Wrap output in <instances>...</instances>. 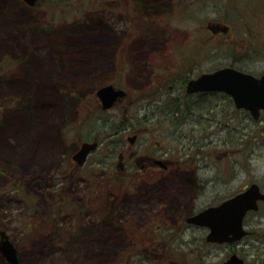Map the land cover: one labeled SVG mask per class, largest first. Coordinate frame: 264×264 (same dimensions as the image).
I'll return each instance as SVG.
<instances>
[{
  "label": "rangeland",
  "instance_id": "374dc122",
  "mask_svg": "<svg viewBox=\"0 0 264 264\" xmlns=\"http://www.w3.org/2000/svg\"><path fill=\"white\" fill-rule=\"evenodd\" d=\"M41 1L27 10L19 0H0V195L5 193L0 196V232L6 230L17 253V264H222L232 253L243 257L240 245L208 244L204 231L184 224L193 209L210 201L181 200L173 207L170 195V200L159 201L151 213L134 211L129 217L135 223L146 219V215L155 218L157 214V221H150L156 231L128 229L122 238L131 241V245L94 248L77 247L76 235L79 239L83 237L91 208L96 212L112 208L121 187L106 186L85 218L87 207L74 214L78 200L70 197L67 213L59 217V212H53L52 219L56 220L52 225L47 221L42 196L50 177L60 174L62 163L69 162L80 145L94 143V138L102 145L108 144L110 136L105 130L124 124L125 113H139L141 104L149 98L145 91L150 83L165 79V67L170 70L169 66L174 64L177 49L183 54L192 48L197 40L190 41L191 34L200 32L204 19H227L226 24L233 32L231 37L237 38L236 42L227 38L228 43L211 45L208 49L211 56L218 52L227 57L228 63L238 60L236 64L250 73L264 72V1L230 3L232 8H201L203 5L180 12L179 19L166 1L162 7L155 4L156 0H142L136 6H132L133 0ZM12 2L18 8L10 14L7 8ZM128 19L136 21L132 20L131 25ZM12 30L19 39L11 37ZM251 43L257 45L256 49ZM63 44L67 46V51L64 50L67 59L74 56L72 64L66 62L65 56H62L65 64L54 58L55 51L63 50ZM6 51L14 59H9ZM111 82L130 94L125 99L120 97L123 99L113 109L102 113L95 91ZM229 110L228 107L225 130L212 136V141H234L239 137L234 130L242 128L243 156L237 153L218 158L219 149L214 144L209 154L210 176H219L214 169L219 167L232 191L249 179L264 181V146L260 143L264 123L255 124L243 116L241 127L230 117ZM151 141L159 143L154 136ZM95 157L98 153L89 157L81 171L95 166L92 165ZM103 170L100 177L106 175ZM91 186L89 182L86 193ZM127 191L125 184L122 193ZM33 192L40 196L36 198ZM87 199L84 198L87 204L94 202ZM256 219L259 229L253 230L256 240H251V245L264 248V206ZM177 221L180 230H171ZM77 227L79 234L74 231ZM135 227L138 229L137 224ZM54 234L57 238L53 242ZM88 240L91 243L92 238ZM260 259L258 264H264V255ZM3 260L0 253V264H7Z\"/></svg>",
  "mask_w": 264,
  "mask_h": 264
},
{
  "label": "flooded vegetation",
  "instance_id": "af4514ba",
  "mask_svg": "<svg viewBox=\"0 0 264 264\" xmlns=\"http://www.w3.org/2000/svg\"><path fill=\"white\" fill-rule=\"evenodd\" d=\"M19 1L26 6L27 10L35 8L37 4L42 2L37 1L30 6L23 0ZM156 1L155 4L159 7H162V3L165 1L170 3L178 19L180 12H188L191 8H200L203 5L201 8H213L215 6L232 8L230 3L258 2V0ZM140 3H142V0H137L136 2L133 0L132 6ZM17 8V5L12 2L7 8V13L9 11L11 14ZM132 20L136 21V19ZM132 20H130L131 25ZM226 23L227 19L225 18L204 19L201 22L200 32L191 34L193 39H190V41L197 40L191 45L192 48H188L183 54L177 49L178 52L174 56V64L169 66L170 70H168L167 66L165 67L167 73L165 79L156 84L154 81L150 83L145 91V96H149V98L147 99L146 97V102L141 104L139 113H125L123 117L124 124L105 130L108 132L107 135L110 136L108 144L102 145L97 138H94L93 140L97 143L96 148L90 151L83 161L78 162L76 156L81 149L82 145H80L71 155L70 161L62 163L63 168H61L60 174H54L50 177L49 184L45 188V195H41L47 207L46 215L50 225L54 224L53 221L56 220L52 219L53 212H59V217L60 215L62 216L63 212L67 213V203L70 197H76L78 200V204L74 207V214H77V210L85 211L87 207L88 210L85 211L83 216L85 218L88 217L87 214L90 215L89 207H94L93 204L96 201V197L103 189L107 188L106 186L118 185L121 187L117 192L119 196L114 197L113 206L108 212H96L94 208H91L92 215L89 218V224L84 226L86 228L83 237L79 239V235H76L77 241H75V245L77 247L82 245H91L94 248L107 247L111 244H118L119 246L131 245V241L122 238V234H125L128 229L133 232H138L144 228H148L145 229L146 231L152 229L156 231L155 228H151L150 221H157L155 219L159 216L154 213L155 218L151 214L146 215V219L141 221L137 219L138 221L135 223H133V220H131V223L129 217L134 215V211L144 215L148 214L158 207L157 203L159 201L168 200L170 195H173V198H171L173 207L176 201L179 204L181 200L193 202L210 201L205 206L193 209L192 213L184 219L186 227L204 231L206 233L205 237L209 230L205 227L188 223V218L244 193L252 185H256L259 193L264 195V181L249 179L237 187L236 190L231 191V184L224 180L219 167H214L219 176H210L211 154H209V149L214 144L219 149L220 156L218 158L237 153H240L241 157L243 156L244 134L241 131L242 128L237 127L236 129L235 126L233 127V129H236L234 130L235 133L239 136L234 141L228 142L226 139L212 141V136L215 137L225 130L228 107L230 109V117L235 118L241 127L243 126V116L252 121V123H264V110H260L258 117L254 119L249 111L237 108L233 98L224 91H188V86L192 81L197 80L204 74H211L224 68L252 74L255 77H260L264 73L262 72L258 75L250 73L236 64L238 60H235L234 63H228L227 57L218 52L211 56V51L208 49L216 42L228 43L227 38H230L233 42L237 41V38L231 37L233 34L232 29ZM13 35L19 39L14 30L11 31V37ZM172 35L179 38L178 34L174 33ZM258 36H261V34ZM222 37L223 39H221ZM12 40L15 42L14 44L18 45L17 41ZM250 46L252 47L253 44L251 43ZM256 46L254 45L253 47L256 49ZM62 48V51H55V60H59L60 64H65L66 62L72 64L75 60L73 59L74 56L72 57L73 60H68V53L65 54L64 51H67V46L63 44ZM75 53L74 55H77L78 51H75ZM5 54L8 55L9 59H14L7 51ZM62 56H65L66 62L62 61ZM106 84L101 85L100 88L111 86L115 90H122L125 93L124 99L130 94L124 88L116 86L114 82ZM100 88L98 87V89ZM139 96L142 95L140 94ZM96 98L99 101L97 95ZM123 98H117L109 109H102L100 104L101 112L113 109L116 103ZM263 131V129L260 130L262 133V138H260L262 146H264ZM152 136L159 140L157 145L151 141ZM93 153H98V157H95L96 159L94 158L92 163L95 166L84 170L87 172L81 171ZM248 157H252V155ZM101 168L105 169L102 174H106L102 177H100ZM77 174L82 175L76 176ZM85 174L87 175L85 176ZM37 181L34 180L35 183H38ZM89 182L92 186L88 189L90 192L86 193V186L89 185ZM125 184L127 185L128 193H122V188ZM36 186L39 190L42 189L40 185L36 184ZM4 194L2 193L0 196H4ZM33 194L36 198L40 196L37 192H33ZM85 197H88V199L92 198L94 202L92 204L85 203ZM32 201H34L33 196ZM177 204L175 205L177 206ZM257 206V210H249L243 217L242 227L246 234L236 243L243 249V257L238 255L243 260V264H258L261 261L260 258L264 255V248L256 247L255 244L251 245V240H256L253 230L259 229V225L256 224L258 222L256 216L261 211V207L264 206V199L258 200ZM176 211L175 208L173 216H175ZM70 216L72 218L75 217L74 215ZM150 217L152 218L149 219ZM165 223L168 225V221ZM136 224L138 229L135 227ZM177 224L178 221L172 224L171 230H178L180 227ZM156 226L159 227L158 224ZM182 226L183 223L181 224ZM74 231L79 234L77 232L79 231L78 227ZM5 234L8 236L6 232ZM54 237L57 238V235L54 234L52 236L53 242L55 241ZM88 238H92L91 243H89ZM207 243L209 244V242ZM94 254L99 256L98 251H95Z\"/></svg>",
  "mask_w": 264,
  "mask_h": 264
},
{
  "label": "water",
  "instance_id": "95a60500",
  "mask_svg": "<svg viewBox=\"0 0 264 264\" xmlns=\"http://www.w3.org/2000/svg\"><path fill=\"white\" fill-rule=\"evenodd\" d=\"M32 6L41 0H23ZM188 91H224L233 98L237 108L245 109L256 119L260 110H264V73L260 77L242 73L231 68H224L211 74H204L192 81ZM122 90H115L105 86L97 90L96 95L102 109H109L117 98L123 97ZM97 143H83L76 159L84 160L86 155L93 151ZM264 199L256 185L233 198L223 201L217 206L209 207L187 219L188 223L207 228L206 242L215 244L237 243L246 232L243 230L242 221L246 212L257 210V201ZM0 253L9 264H17L16 250L9 241L5 232H0ZM223 264H243V260L232 253Z\"/></svg>",
  "mask_w": 264,
  "mask_h": 264
},
{
  "label": "trees",
  "instance_id": "16d2710c",
  "mask_svg": "<svg viewBox=\"0 0 264 264\" xmlns=\"http://www.w3.org/2000/svg\"><path fill=\"white\" fill-rule=\"evenodd\" d=\"M3 262H4V260H3Z\"/></svg>",
  "mask_w": 264,
  "mask_h": 264
}]
</instances>
